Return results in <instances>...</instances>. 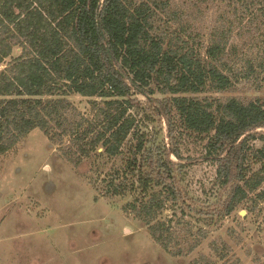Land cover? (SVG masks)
<instances>
[{
	"label": "trees",
	"instance_id": "1",
	"mask_svg": "<svg viewBox=\"0 0 264 264\" xmlns=\"http://www.w3.org/2000/svg\"><path fill=\"white\" fill-rule=\"evenodd\" d=\"M220 2L206 40L172 0H0V65L11 58L0 71V156L35 128L52 141L72 135L68 159H90L95 187L130 196L125 210L176 256L200 240L178 231L168 209L182 214L176 224L191 216L213 226L264 203V97L202 95L251 76L249 59L236 72L244 59L232 39L245 18L264 23V0ZM72 94L92 98L91 110ZM184 133L199 136L216 165L215 200L205 204L183 185Z\"/></svg>",
	"mask_w": 264,
	"mask_h": 264
},
{
	"label": "rangeland",
	"instance_id": "2",
	"mask_svg": "<svg viewBox=\"0 0 264 264\" xmlns=\"http://www.w3.org/2000/svg\"><path fill=\"white\" fill-rule=\"evenodd\" d=\"M220 3L172 0V7L180 13L182 22L191 23V31L196 35L204 32L206 37L225 7ZM262 19L259 16L251 23L245 18L241 25H235L232 39L238 45L239 59H244L236 65V72L241 73L242 64L249 59L251 76L239 75L228 92H207L203 96L246 100L264 97ZM22 51L20 48L16 55ZM10 62L11 58L0 65V71ZM69 99L81 111L91 110L92 98L72 94ZM162 127L169 142L165 122ZM57 136L60 139L52 141L35 128L0 156V264H264V203L252 206L251 201L246 202L213 226L191 216L185 217L187 223L176 224L182 214L168 209L166 217L173 219L178 231H191L192 238L200 240L193 250L176 256L153 239L141 220L125 210L130 196H106L95 187L90 159L79 164L68 159L66 151L73 145L72 135ZM179 140L188 163L183 185L203 204L215 200L216 165L203 158L204 142L189 133Z\"/></svg>",
	"mask_w": 264,
	"mask_h": 264
},
{
	"label": "water",
	"instance_id": "3",
	"mask_svg": "<svg viewBox=\"0 0 264 264\" xmlns=\"http://www.w3.org/2000/svg\"><path fill=\"white\" fill-rule=\"evenodd\" d=\"M242 215H244V213L242 212Z\"/></svg>",
	"mask_w": 264,
	"mask_h": 264
}]
</instances>
